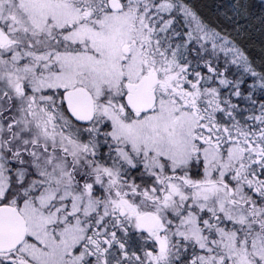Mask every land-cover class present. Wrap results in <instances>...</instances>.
I'll return each mask as SVG.
<instances>
[{
  "label": "snow or ice",
  "instance_id": "1",
  "mask_svg": "<svg viewBox=\"0 0 264 264\" xmlns=\"http://www.w3.org/2000/svg\"><path fill=\"white\" fill-rule=\"evenodd\" d=\"M0 264H264V0H0Z\"/></svg>",
  "mask_w": 264,
  "mask_h": 264
},
{
  "label": "trees",
  "instance_id": "2",
  "mask_svg": "<svg viewBox=\"0 0 264 264\" xmlns=\"http://www.w3.org/2000/svg\"><path fill=\"white\" fill-rule=\"evenodd\" d=\"M206 2H209V3H210V2H211V0H206Z\"/></svg>",
  "mask_w": 264,
  "mask_h": 264
}]
</instances>
